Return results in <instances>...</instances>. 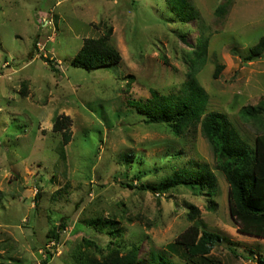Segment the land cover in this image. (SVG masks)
<instances>
[{
  "label": "rangeland",
  "instance_id": "1",
  "mask_svg": "<svg viewBox=\"0 0 264 264\" xmlns=\"http://www.w3.org/2000/svg\"><path fill=\"white\" fill-rule=\"evenodd\" d=\"M190 1L202 21H181L166 0H0V264H43L46 249L49 264H72L84 237L107 253L114 230L125 248L139 247L134 264H155L156 254L174 264H255L253 255L264 253V238L240 232L231 216L228 183L201 130L178 138L127 104L153 89L178 93L190 69L185 56L205 33L209 54L197 79L207 110L227 114L253 147L264 133V115L256 122L240 114L264 96V53L242 59L264 36V0ZM224 3L228 12L217 15ZM108 30L121 62L90 71L73 66L84 40ZM217 61L224 68L215 79ZM62 115L71 120L65 145L53 129ZM181 148L180 166L205 165L216 175L215 210L205 193L184 186L144 188L173 173L159 157ZM126 151L145 161L130 171L120 159ZM191 206L200 211L194 221ZM96 218L114 224L88 226ZM62 223L60 239L50 237ZM194 223L225 238L196 263L169 247Z\"/></svg>",
  "mask_w": 264,
  "mask_h": 264
},
{
  "label": "trees",
  "instance_id": "2",
  "mask_svg": "<svg viewBox=\"0 0 264 264\" xmlns=\"http://www.w3.org/2000/svg\"><path fill=\"white\" fill-rule=\"evenodd\" d=\"M171 12L181 21L188 23L199 18V11L190 0H166ZM230 3H224L217 7L216 14L223 16L228 12ZM202 21V20H201ZM111 30L104 35L84 40L79 52L72 60V65L87 71L111 68L118 65L121 53L111 43ZM209 36L201 34L196 44L193 45L190 54L185 56L189 73L187 81L178 93L163 94L153 89L148 99L128 98L130 108L146 117L148 124H164L171 129L176 137H182L195 128L201 130V134L207 139L212 147L216 168L225 177L228 183V203L231 216L239 223L240 232L264 238V133L258 134L253 147L239 132L229 116L220 111H208V94L197 79V73L202 69L209 54ZM264 53V36L252 46L249 53L242 57L244 61L259 58ZM46 61H51L48 58ZM213 77L220 76L224 65L218 61L215 63ZM53 70L55 68L51 66ZM128 89H131L129 82ZM241 116L247 121H263L264 96L253 106H245L240 110ZM264 125V123H261ZM71 120L68 116L57 117L53 129L61 132L63 144L72 140L70 130ZM180 151H171L159 159L164 160L165 165L173 171L165 175L163 179L154 184L144 186L153 192L166 193L177 187H187L193 192L205 193L209 199L208 208L215 210L216 203L213 198L218 191V180L214 172L205 165L180 166ZM120 159L130 171L135 163H142V157L135 152L126 151ZM176 170V171H174ZM157 171V169H156ZM145 172L132 175L131 180L141 179ZM133 187L130 182L124 183ZM0 192V197H1ZM189 217L192 221L198 218L200 211L191 206ZM114 222L96 218L88 226L99 225L104 230H110ZM64 223L57 224L50 237L59 240L60 231L65 229ZM108 243V252L100 251L99 245L91 239L83 238L82 242L70 253L72 264H134L138 261L139 247L132 245L125 248L122 243L123 234L120 230H114ZM225 238L217 232L210 231L198 223L190 224L170 244V248L181 255L182 259L196 260L201 257L210 259L212 250L224 242ZM94 246V247H93ZM233 251H235L233 249ZM252 252V251H251ZM52 253L46 249V257L43 264H49ZM255 264H264V253L253 255ZM155 264H174L163 254L154 256ZM186 263V262H185Z\"/></svg>",
  "mask_w": 264,
  "mask_h": 264
}]
</instances>
